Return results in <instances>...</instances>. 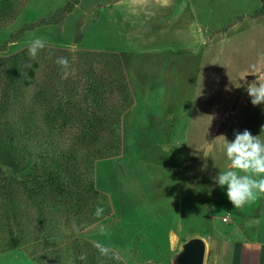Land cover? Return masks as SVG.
Segmentation results:
<instances>
[{"label":"rangeland","instance_id":"obj_1","mask_svg":"<svg viewBox=\"0 0 264 264\" xmlns=\"http://www.w3.org/2000/svg\"><path fill=\"white\" fill-rule=\"evenodd\" d=\"M72 1L0 0V159L8 152L33 158L40 149L34 133L69 145L86 114L99 113L90 86L96 78L104 111L113 104L122 115L121 148L98 158L92 172L107 205L80 224L68 209L34 200L25 174L8 177L11 214L0 216V238L11 228L17 245H0V264H79L85 243L113 253L118 264H174L193 237L206 241L205 264H224L234 245L227 250L225 239L242 229L251 207L235 209L212 177L230 163L222 135L232 140L236 131L258 135L264 127V105L254 106L246 91L257 78L264 83L261 0H173L163 7L150 0L120 17L112 15L113 0H78L62 18ZM192 14L203 32L186 38L178 26ZM56 15L59 22L40 23ZM30 23L36 26L21 32ZM35 37L48 44L32 59ZM113 38L122 46L129 39L124 57L107 47ZM160 40L161 50L154 48ZM57 57L68 58L67 69ZM119 75L132 98L127 107L117 102ZM48 116L58 126L70 120L51 130Z\"/></svg>","mask_w":264,"mask_h":264},{"label":"trees","instance_id":"obj_2","mask_svg":"<svg viewBox=\"0 0 264 264\" xmlns=\"http://www.w3.org/2000/svg\"><path fill=\"white\" fill-rule=\"evenodd\" d=\"M77 2L78 0H73L68 3L62 11V18L67 12H71ZM261 2V8L256 14H264V0H261ZM60 16L56 15L50 19H42L40 23H57ZM35 26L36 24L33 23L26 24L21 28V32L26 31V29H33ZM118 66L120 69L122 68L121 65ZM38 67L39 64H33L30 69L31 76L36 75L35 68ZM90 83L96 96L99 113L95 111L86 114L87 118L81 125L82 130L76 138L69 142V145L64 147L62 144H58L51 134L34 133V136H30V139L40 143L38 144L40 149L32 153L33 158L20 157L8 152L2 157L3 159H0V216L5 214L8 218L7 214H11L10 190L9 186L6 185V180L10 176H18L19 174L28 176L27 181L24 183L29 184L34 200L41 198L48 205L57 208L62 206L68 209L80 224L92 220L93 211L97 206L106 207L107 197L101 195V192L95 186L92 172L94 163L98 158L109 156L121 148L118 129L122 115L121 111H117V107H115L117 105L113 106V104L110 110L104 111L105 107L100 100L102 93L99 89V82L95 78ZM117 91L119 92L117 96L121 97L120 103L117 99L118 104L122 107L129 106L132 98L123 75H119L117 79ZM65 118L62 124L58 126L56 118L48 116V127L51 130L65 129L70 120L67 117ZM25 133L30 134L31 131L26 130ZM1 161L7 164L11 174H8ZM101 199H104V202ZM14 218L17 232H21L23 226L20 221L21 213L15 214ZM7 231L10 232L9 236L8 238H0V245L15 247L17 238L13 230L8 228ZM79 247V264H118L115 255L107 253L102 247L89 245L88 243ZM82 255L86 259L81 260Z\"/></svg>","mask_w":264,"mask_h":264},{"label":"clouds","instance_id":"obj_3","mask_svg":"<svg viewBox=\"0 0 264 264\" xmlns=\"http://www.w3.org/2000/svg\"><path fill=\"white\" fill-rule=\"evenodd\" d=\"M48 41L42 37H35L28 45V56L36 58L39 52L46 48ZM55 63L63 69L69 66L67 57H57ZM252 82L247 85L246 91L254 106L264 105V83ZM237 87V86H236ZM240 87V86H239ZM264 134L254 135L248 129L236 131L234 139L224 138L223 153L230 162L226 168H220L218 175L212 177L215 185L226 191L229 202L235 209L251 205L261 196H264ZM104 208L97 206L95 215L100 217ZM86 259L85 256L80 257Z\"/></svg>","mask_w":264,"mask_h":264},{"label":"crops","instance_id":"obj_4","mask_svg":"<svg viewBox=\"0 0 264 264\" xmlns=\"http://www.w3.org/2000/svg\"><path fill=\"white\" fill-rule=\"evenodd\" d=\"M156 2L160 4L162 7L169 6V5L171 6V4H175L173 0H156ZM149 3H150V0H113V3L109 4V6H111L112 8V15L115 17L116 15L120 17L121 15L128 14L129 12L130 14H132V11L134 9H138L140 6L141 8L144 5L149 6ZM187 4H188V7L190 8L191 4L184 3L185 6ZM180 6L182 7V2L179 4V7ZM191 7H193V5ZM156 13L158 14L159 12L156 11ZM173 13L174 11L172 9L168 13H165V14H167V16L170 17V15H172ZM167 22L168 24H170V20H168ZM190 28L192 29L191 31H190ZM201 28L203 27L195 24V18L193 14H192V20L190 23L178 26L179 30L183 29L180 32H182V34L186 38L192 37V36L196 37V33L202 34L203 29ZM140 32L144 33L145 30L141 29ZM191 33L192 35H189ZM148 37L152 38L155 36L149 34ZM117 40L118 39H114V40L108 39L107 47L117 50V52H119L124 57L125 54L129 52L128 50H126V45L129 39L128 38L126 39L123 46L122 44L121 45L117 44ZM161 42L163 44L156 45L154 46V48L161 50V48L163 47L162 45H164L165 43L163 41ZM131 48L132 46H130L129 49ZM250 207H251V211L243 217L244 226L242 227V229L239 230V232L235 234H230L229 237L225 239L224 244H225V247L228 246L227 250L230 247V242H234V245L232 246L233 252L231 255H230V248L228 250V255L224 254V258L227 259V262L224 261V264H228V263L229 264H264V196H261L259 199H257L254 203L250 205Z\"/></svg>","mask_w":264,"mask_h":264},{"label":"water","instance_id":"obj_5","mask_svg":"<svg viewBox=\"0 0 264 264\" xmlns=\"http://www.w3.org/2000/svg\"><path fill=\"white\" fill-rule=\"evenodd\" d=\"M206 251V241L201 237H193L174 256V264H205Z\"/></svg>","mask_w":264,"mask_h":264}]
</instances>
